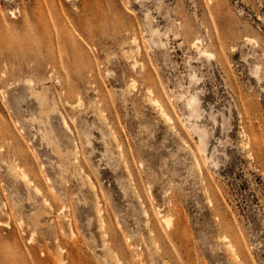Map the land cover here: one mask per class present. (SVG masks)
<instances>
[{
    "label": "rangeland",
    "instance_id": "374dc122",
    "mask_svg": "<svg viewBox=\"0 0 264 264\" xmlns=\"http://www.w3.org/2000/svg\"><path fill=\"white\" fill-rule=\"evenodd\" d=\"M223 233L264 264V0H0V264H236Z\"/></svg>",
    "mask_w": 264,
    "mask_h": 264
},
{
    "label": "bare ground",
    "instance_id": "6f19581e",
    "mask_svg": "<svg viewBox=\"0 0 264 264\" xmlns=\"http://www.w3.org/2000/svg\"><path fill=\"white\" fill-rule=\"evenodd\" d=\"M196 43V42H194ZM205 53V52H204ZM130 57H132L133 61L136 62V59L134 58V55L133 54H130ZM28 83L30 84L31 81L28 80ZM30 93L31 95H33L35 98H38L39 99V102L42 101V97H40V92L38 90H35L33 89L32 87L30 88ZM151 91V90H150ZM80 100V99H79ZM78 100V101H79ZM150 100L152 102V104L155 106V108L158 110V112L160 113V115L165 119L167 120L168 122H172L173 121V117L172 115L170 114V112L165 108V105L163 104L162 102V99L158 96H152L150 97ZM82 101V99L80 100ZM79 103V102H78ZM77 103V104H78ZM188 106L191 108H196L197 107V103H196V100L195 99H191L188 101ZM53 109H48V110H45V109H41L40 110V113H41V116L46 118V117H49L50 116V112L52 111ZM65 120V119H64ZM67 124V122H65ZM114 138L115 135H114ZM252 140L253 137L251 138ZM255 142V141H254ZM186 144V143H185ZM122 155V154H121ZM195 159L197 160V158L195 157ZM198 163V162H197ZM13 171H18V170H21V172H19V174L26 180V181H29V175L27 172L23 171L22 168L18 165V164H14L13 167H12ZM89 179V177H88ZM88 181V180H87ZM32 182V181H30ZM91 183V181L89 182ZM88 183V184H89ZM92 186H94V184H92ZM210 201V199H209ZM99 203H96V207H97V214L100 216L101 214V209L99 208L98 206ZM45 205L46 207L48 208H51L52 207V204L51 202L48 200V199H45ZM165 219V220H164ZM164 221L169 223L171 220H170V217H164ZM171 223V222H170ZM220 239H222L223 241V244L225 246V250L226 252L229 253V255L231 256V258L233 259V261L236 263V264H247L245 263V261L243 260V256H242V251H241V248L240 246H238L236 243H234L231 238L229 237V235L227 233H223L221 236H219ZM111 257L112 259H114V261L116 263H120V258L118 257V255L116 253H113L111 254ZM60 260V259H59Z\"/></svg>",
    "mask_w": 264,
    "mask_h": 264
}]
</instances>
